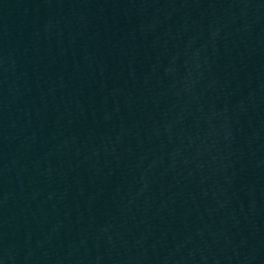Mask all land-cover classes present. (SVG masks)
I'll use <instances>...</instances> for the list:
<instances>
[{"label":"water","instance_id":"obj_1","mask_svg":"<svg viewBox=\"0 0 264 264\" xmlns=\"http://www.w3.org/2000/svg\"><path fill=\"white\" fill-rule=\"evenodd\" d=\"M0 264H264V0H0Z\"/></svg>","mask_w":264,"mask_h":264}]
</instances>
